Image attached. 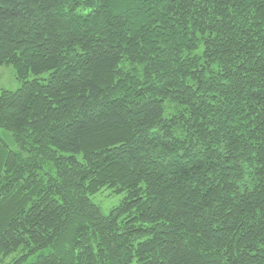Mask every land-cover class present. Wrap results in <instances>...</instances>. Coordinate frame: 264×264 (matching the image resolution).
Returning a JSON list of instances; mask_svg holds the SVG:
<instances>
[{
	"label": "trees",
	"instance_id": "trees-1",
	"mask_svg": "<svg viewBox=\"0 0 264 264\" xmlns=\"http://www.w3.org/2000/svg\"><path fill=\"white\" fill-rule=\"evenodd\" d=\"M0 64V264H264V0H0Z\"/></svg>",
	"mask_w": 264,
	"mask_h": 264
},
{
	"label": "rangeland",
	"instance_id": "rangeland-1",
	"mask_svg": "<svg viewBox=\"0 0 264 264\" xmlns=\"http://www.w3.org/2000/svg\"><path fill=\"white\" fill-rule=\"evenodd\" d=\"M46 76V73L43 74ZM42 76V77H43ZM33 76H29V79ZM20 86L14 70L11 66L0 64V90L14 91ZM122 198L121 194H113L111 190L103 189L92 197V201L99 206L103 213H106L109 208L116 205Z\"/></svg>",
	"mask_w": 264,
	"mask_h": 264
}]
</instances>
